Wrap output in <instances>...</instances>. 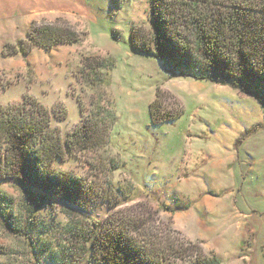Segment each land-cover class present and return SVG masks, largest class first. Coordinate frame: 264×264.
I'll return each instance as SVG.
<instances>
[{"label":"rangeland","instance_id":"1","mask_svg":"<svg viewBox=\"0 0 264 264\" xmlns=\"http://www.w3.org/2000/svg\"><path fill=\"white\" fill-rule=\"evenodd\" d=\"M150 2L81 0L55 5L51 12L41 2L36 8L26 3L34 9L28 19L0 22V104L20 103L30 94L50 108L67 110V118L53 120L65 141L83 114L96 103L108 107L112 99L116 122L108 146L79 157L67 151L65 161L56 160L55 166L112 189L119 208L145 210L155 225L180 231L221 264H264V111L248 94L172 76L159 59L133 50L131 30L135 25L149 29ZM58 19L84 35L83 43L72 45L79 46L75 51L64 57L60 51L41 50L27 61L19 54L3 55L4 44L25 39L33 21ZM106 54L115 60L110 85L87 86L79 77L84 55ZM158 87L174 94L184 113L156 126L149 104ZM113 165L119 167L112 170ZM27 193L16 180L0 181V197H6L2 203L13 201L23 217ZM69 208L78 218L100 221L110 212L106 201L81 215L68 203L51 199L32 218L28 238L0 226V264H37L32 248L38 236L47 250L41 264H57L52 258L65 245ZM20 225L26 234L25 223ZM187 260L174 264H189Z\"/></svg>","mask_w":264,"mask_h":264},{"label":"trees","instance_id":"2","mask_svg":"<svg viewBox=\"0 0 264 264\" xmlns=\"http://www.w3.org/2000/svg\"><path fill=\"white\" fill-rule=\"evenodd\" d=\"M149 18V29L133 26L129 37L133 50L159 59L172 76L206 80L248 94L264 111V0H151ZM83 36L67 21H33L26 38L6 42L2 53L27 57L35 48L48 51L62 44H81ZM114 66L109 54L84 55L79 77L89 87L109 86ZM111 101L108 107L96 103L95 111L83 114L82 123L65 141L53 120L67 118V110L50 108L30 94L20 103L0 104V181H18L30 197L23 206V217L13 201L2 203L6 197L1 195L0 226L28 238L32 218L51 199L68 203L81 215L106 201L110 212L103 221L78 218L74 209L66 210L65 245L56 251L53 261L174 264L188 259L189 264H221L180 231L155 225L144 215L145 210L119 208V200L110 196L112 189L55 166L56 160L65 161L67 151L79 157L108 146L116 122ZM183 113L176 96L158 87L149 104L151 123L174 122ZM118 167L113 165L112 170ZM21 222L27 226L26 234ZM37 239L32 254L41 264L47 250L42 236Z\"/></svg>","mask_w":264,"mask_h":264},{"label":"crops","instance_id":"3","mask_svg":"<svg viewBox=\"0 0 264 264\" xmlns=\"http://www.w3.org/2000/svg\"><path fill=\"white\" fill-rule=\"evenodd\" d=\"M26 1V2H24ZM66 0H42L39 1L42 4H45V6L50 9L49 11H54L53 7L58 6V5H70L71 3H80L81 0H71L68 3H64ZM36 0H16V2L12 3L11 0H5L3 5L0 7V22L4 21H12L14 23H17L18 21H23L24 19H28L30 17L29 12H33L34 9L33 7H30L26 5L27 4H32L34 7L36 6L37 3H39ZM81 6H84L83 4ZM36 8V7H35ZM24 14V15H23ZM72 45L75 44H62L54 47L51 50H48L45 52H48L50 54H53L57 51H60L62 54H64V57L73 51H75L79 46L72 47ZM41 50H44L42 48H35L31 51V53L27 57L22 58L27 61L28 59L32 58L33 54L36 52H39ZM18 55V54H17ZM20 55V54H19ZM10 57V56H7Z\"/></svg>","mask_w":264,"mask_h":264}]
</instances>
